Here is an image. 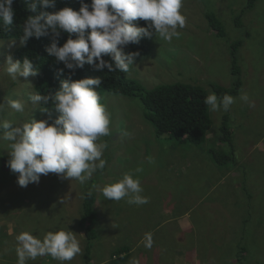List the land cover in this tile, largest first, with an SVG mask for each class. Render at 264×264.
<instances>
[{"label":"rangeland","instance_id":"1","mask_svg":"<svg viewBox=\"0 0 264 264\" xmlns=\"http://www.w3.org/2000/svg\"><path fill=\"white\" fill-rule=\"evenodd\" d=\"M245 5L246 0H184L181 12L187 22L178 29L179 38L169 43L153 36L150 52L136 60V66L125 75L147 90L189 84L209 95L214 93L212 86L232 88L235 77L231 75L229 43L241 42L236 52L241 88L231 95L236 102L227 112H213L208 106L212 125L202 145L170 142L172 155L161 154L159 144L164 142H159L145 119L141 100L98 88L111 112L112 136L100 141L108 144L103 156L106 167L85 184L50 173L42 175L39 184L20 187L18 174L7 166L8 149L0 146V264H16L15 237L20 232H32L42 239L49 231L61 230L51 229L58 226L75 233L81 242L82 255L70 264H86L78 221L87 190L95 195L97 216V239L92 242L89 264H113L116 257L112 253L127 242L134 243L130 261L135 258L139 264H264V0L245 12L239 22L243 26L236 27L234 18ZM206 13L221 22L224 37L209 28ZM19 41H0L1 68V59L9 54L14 58ZM20 82H13L4 70L0 102H4L5 90L11 99L27 100L29 93L35 94V77L20 78ZM241 93H247L255 107L242 101ZM49 113L53 120L59 115L53 108ZM225 114L233 147L218 142ZM30 117L47 119L48 114L31 104L23 114L10 109L3 113L4 119L18 123ZM124 131L131 135L125 137ZM148 148L151 152L146 157L143 153ZM214 150L234 156L226 166L218 167L209 157ZM137 169L147 204L117 202L102 195L106 184ZM186 196L190 200H184ZM149 232L154 240L151 249L142 243ZM28 264L59 262L47 256Z\"/></svg>","mask_w":264,"mask_h":264},{"label":"clouds","instance_id":"2","mask_svg":"<svg viewBox=\"0 0 264 264\" xmlns=\"http://www.w3.org/2000/svg\"><path fill=\"white\" fill-rule=\"evenodd\" d=\"M14 3L15 0H0V21L9 29L15 18ZM24 3L32 15L22 25L20 46H26L30 38L39 40L50 35L51 43L45 52L64 65L57 69L56 75L65 76V69L69 71L54 93H29L28 99L22 100L8 98L9 92L4 91V102H0V146L6 145L8 149L7 166L18 174L20 187L39 184L41 176L50 173L83 185L98 169L106 167L103 156L108 144L100 141L111 134V112L103 103L104 96L97 91L103 83L101 77L73 80V75L85 65L97 72L107 69L108 72L129 73L140 56L139 51H126L129 45L153 36L169 43L179 38L178 29H183L187 22L181 12L184 0H91L90 3L79 0L78 11L64 7L53 12L47 10L55 9L56 0H24ZM139 20L145 21L146 26H138ZM62 32L67 33L68 38L60 46ZM1 61L4 65L0 67V74L5 70L15 83H21L20 78L27 81L39 75L33 60L27 56L21 61L9 54ZM240 99L249 107H255L247 93H241ZM235 102L236 98L229 94L218 98L210 93L205 98V104L213 112L221 109L227 112ZM29 104L42 114H48V118L30 117L19 123L3 118L6 109L23 114ZM49 104L59 113L54 120ZM122 134L131 135L127 131ZM149 163H154L152 158ZM138 171L140 169L126 172L121 179L106 184L101 189L102 195L112 201L147 204L149 199L142 195L144 189L135 174ZM142 243L151 249L152 233H145ZM15 253L16 264H28L47 256L59 264H70L82 255V247L77 235L68 229L49 231L42 239L32 232L22 231L15 237ZM130 264H139V261L133 258Z\"/></svg>","mask_w":264,"mask_h":264},{"label":"trees","instance_id":"3","mask_svg":"<svg viewBox=\"0 0 264 264\" xmlns=\"http://www.w3.org/2000/svg\"><path fill=\"white\" fill-rule=\"evenodd\" d=\"M260 0H246V5L243 10L235 16V26H243L240 24V20L245 12L254 9L256 3ZM86 3H90L91 0H85ZM64 7H71L73 10H79V0H56L55 9H48L47 11H58ZM15 10V18L13 25H3L0 21V41L7 39H20L22 35V25L24 20L32 15L27 10V6L24 0H15L13 4ZM209 28L219 37H224V28L215 15L206 13ZM138 26H146V22L137 21ZM68 38L67 33H61L60 46L66 42ZM75 38V37H73ZM51 36L42 37L39 40L36 38H30L27 45L18 48L14 51V59H20L21 61L25 56L33 60L34 65L39 71V75L35 77L34 91L47 95L49 92L54 93L58 87L61 79L66 78L68 74L65 69V76H57V69L64 68L62 63L56 62L55 58L50 57L45 52V48L50 46ZM150 41L147 38H142L139 44L129 45L126 51H139L140 56L137 60L147 55L151 50ZM241 42L229 43L230 55H231V75L235 77L232 88L225 89L219 86H212V91L218 98H222L225 94L235 95L239 91L241 85L239 67L237 65V50ZM105 59H109L105 57ZM126 73L120 71L108 72L105 69L103 72L94 71L89 65H85L84 69L77 70L73 75V80H79L88 77H101L103 83L100 86L101 90L114 95H119L129 98H139L141 100L144 117L153 128L155 136L159 139V144L162 147L161 154L166 152L172 155V145L170 142L190 143L195 145H202L207 140L208 132L211 129L212 121L209 114V107L205 104V98L208 96L205 89L189 85V84H169L162 85L156 88L147 90L140 83L135 80L128 79ZM52 107L51 104L48 105ZM227 115L223 117V124L220 127L222 137L218 140L221 144L232 145V134L227 126ZM112 136V134H111ZM105 139L108 138L104 137ZM114 141V140H111ZM139 146V145H138ZM165 149H164V148ZM231 147V148H232ZM149 148L143 153L146 157H149ZM233 155H226L220 151H211L210 159L218 167H224L230 163ZM208 157V156H207ZM163 157H161L162 160ZM109 160V156H108ZM108 162V161H107ZM90 194V195H89ZM184 200H190L189 196H186ZM30 200H33L32 198ZM96 202L95 195L91 191H85L82 196V202L80 204V219L78 221V228L81 229L85 243L84 261L89 264L91 260V247L92 242L97 239V232L95 230L96 212L93 207ZM189 203V201H188ZM59 216V215H58ZM53 230L63 229L62 226L53 227ZM134 243L127 242L122 243L120 247L112 253V257H116L113 264L126 263L130 264V258L133 254ZM139 247V246H138ZM138 247H135L137 249Z\"/></svg>","mask_w":264,"mask_h":264}]
</instances>
